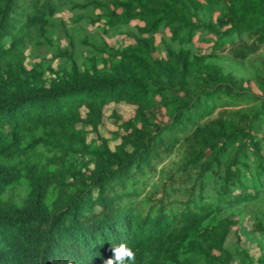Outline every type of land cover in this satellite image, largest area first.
<instances>
[{
	"label": "trees",
	"instance_id": "16d2710c",
	"mask_svg": "<svg viewBox=\"0 0 264 264\" xmlns=\"http://www.w3.org/2000/svg\"><path fill=\"white\" fill-rule=\"evenodd\" d=\"M110 103L132 113L105 136ZM260 196L264 0H0V264H103L120 243L135 264H264L236 227Z\"/></svg>",
	"mask_w": 264,
	"mask_h": 264
},
{
	"label": "rangeland",
	"instance_id": "374dc122",
	"mask_svg": "<svg viewBox=\"0 0 264 264\" xmlns=\"http://www.w3.org/2000/svg\"><path fill=\"white\" fill-rule=\"evenodd\" d=\"M56 13L58 15L64 16V18L68 16V12L66 10L65 11L59 10ZM103 37L108 43L113 45L123 44L126 43L127 41H130L129 38H126L119 32V28L117 27L108 29L106 33L103 35ZM158 37L159 35L156 34L155 35L156 42L158 40ZM203 46L204 47L206 46L205 48H203L204 51H208L209 47L206 44L202 43V47ZM224 53H226V51ZM258 54H261L259 50L256 51L254 54H250V56L248 55L244 60H242V64L240 65L241 68L238 67L236 68L238 69L236 70V72L243 73L246 72L247 70H250L252 68V65H254V58ZM215 101L217 103L215 110L221 109L222 107H227V108H234L240 106L244 107L250 105L253 102L251 99H248V97H246V95L244 94L242 97H234L232 95L222 94L220 98H217ZM112 109H116L122 117H127L129 114L132 113V106L129 104L110 103L109 105L105 106L103 123L102 125L99 126V132L105 136L109 135V130L115 128L114 125L112 124L113 119L110 115V111ZM89 135H91V133H89L88 136ZM109 143L112 144L111 141ZM176 157L177 155L175 152L169 156L163 157L161 161L156 163L154 171L147 173L145 176L141 178L142 181L141 183L138 184V186L141 187L142 185H144L145 188L152 186L154 182H157L162 177L165 169H167L169 166L172 165V162L174 159H176ZM263 206H264V196H260L255 201L244 203V205H241V207H239L240 209H237L238 222L236 224V227L238 228V231L242 237V243L249 248L252 254L257 253V250H259L258 248L259 245H260V249L264 250V240L261 238L259 239V237H257L258 235L257 236L255 235V237L251 236L249 230L250 228L249 212L257 213L259 210L262 209ZM221 213L226 214V212L223 211Z\"/></svg>",
	"mask_w": 264,
	"mask_h": 264
},
{
	"label": "clouds",
	"instance_id": "9594fccd",
	"mask_svg": "<svg viewBox=\"0 0 264 264\" xmlns=\"http://www.w3.org/2000/svg\"><path fill=\"white\" fill-rule=\"evenodd\" d=\"M111 256L103 261V264H135L136 253L126 244L112 246Z\"/></svg>",
	"mask_w": 264,
	"mask_h": 264
}]
</instances>
